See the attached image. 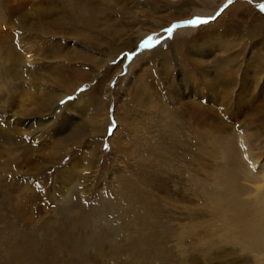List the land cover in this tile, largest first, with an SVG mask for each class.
<instances>
[{
  "label": "rangeland",
  "instance_id": "obj_1",
  "mask_svg": "<svg viewBox=\"0 0 264 264\" xmlns=\"http://www.w3.org/2000/svg\"><path fill=\"white\" fill-rule=\"evenodd\" d=\"M263 106L264 0H0V264H264Z\"/></svg>",
  "mask_w": 264,
  "mask_h": 264
},
{
  "label": "bare ground",
  "instance_id": "obj_2",
  "mask_svg": "<svg viewBox=\"0 0 264 264\" xmlns=\"http://www.w3.org/2000/svg\"><path fill=\"white\" fill-rule=\"evenodd\" d=\"M224 74V73H223ZM226 75V74H225ZM231 76V75H230ZM229 76V77H230ZM195 77V76H194ZM193 77V78H194ZM203 77V76H202ZM197 78V77H195ZM197 81V80H196ZM203 82V81H202ZM261 83V82H260ZM206 88L212 89L214 88V84L206 83L204 84ZM197 86V85H196ZM197 89V88H196ZM216 89V88H215ZM202 92V88L200 89ZM207 91V90H206ZM225 91V89H224ZM228 92V91H227ZM223 93V92H222ZM232 93V91H231ZM197 96L200 98L207 95L204 93H196ZM217 94V95H216ZM215 94V99L220 98L221 93L217 92ZM228 94V93H227ZM110 95V94H109ZM111 96V95H110ZM238 98V97H237ZM203 99V98H202ZM208 102V98L206 99ZM257 102V101H256ZM201 103V102H200ZM216 103V102H215ZM196 105V109L194 110L193 117L194 123H198V125H202L204 123H207V116H209L210 113H212V110L201 106ZM219 105V104H218ZM190 108V107H189ZM194 109V108H193ZM243 110V109H242ZM261 112L264 113V106L262 107ZM213 114V113H212ZM235 119V118H234ZM204 126V125H203ZM224 126V124H223ZM216 129V128H215ZM219 128H217L218 130ZM226 130V129H225ZM245 148V147H244ZM251 148V147H250ZM54 153V152H53ZM248 153V152H247ZM55 154V153H54ZM227 159H230L233 166L237 163L236 153L234 148L232 147V144L227 147ZM226 159V160H227ZM264 167V165H263ZM261 167V168H263ZM44 169V168H43ZM233 169V168H232ZM260 170V168H259ZM34 171V170H33ZM231 171V170H230ZM252 171V170H251ZM224 175V174H223ZM262 177H264V174H262ZM258 180V179H257ZM259 182V181H258ZM262 182V181H261ZM264 182V181H263ZM222 183V181H221ZM228 183V182H227ZM232 183V182H231ZM260 183V182H259ZM258 183V184H259ZM223 184V183H222ZM257 184V183H256ZM226 185V183L224 184ZM250 185V183H249ZM229 187H231L229 185ZM225 189V188H224ZM229 189V188H228ZM224 191V190H223ZM230 191L226 190L224 193L226 194V203L225 208L226 210L233 215L235 226L239 230V236L244 241L243 243L248 247L249 249H264V184L259 185L257 187L258 194L256 195V200L251 201L249 203H237L233 197L229 194ZM222 193V192H221ZM232 194V193H231ZM219 196V195H218ZM224 196V195H221ZM236 196V195H235ZM221 198V197H220ZM237 199V198H236ZM223 205V204H222ZM224 209V208H223ZM224 214V213H223ZM225 217H227L225 215ZM230 219V217H229ZM233 220V219H232ZM233 223V222H232ZM233 228V226H232ZM241 241V240H240ZM242 249V248H241ZM240 249V250H241ZM241 254V253H240ZM255 255V254H254ZM206 256V255H205ZM252 256V255H251ZM262 261V260H261ZM257 262V261H256Z\"/></svg>",
  "mask_w": 264,
  "mask_h": 264
},
{
  "label": "snow or ice",
  "instance_id": "obj_3",
  "mask_svg": "<svg viewBox=\"0 0 264 264\" xmlns=\"http://www.w3.org/2000/svg\"><path fill=\"white\" fill-rule=\"evenodd\" d=\"M189 23L193 26H201V25H204V24H207L208 21L206 20H201V19H196V20H192V21H189ZM181 27V25H172V27H170L169 29H167L168 33H169V36L171 37L173 31L177 28ZM148 40H151L152 43L151 44H146L145 42L148 41ZM146 40L143 44L140 45V47L142 49H148V48H151L152 47V44H153V38L152 37H149V39ZM129 58H131V54H129Z\"/></svg>",
  "mask_w": 264,
  "mask_h": 264
},
{
  "label": "water",
  "instance_id": "obj_4",
  "mask_svg": "<svg viewBox=\"0 0 264 264\" xmlns=\"http://www.w3.org/2000/svg\"><path fill=\"white\" fill-rule=\"evenodd\" d=\"M177 25H181L182 26L183 24H177Z\"/></svg>",
  "mask_w": 264,
  "mask_h": 264
}]
</instances>
